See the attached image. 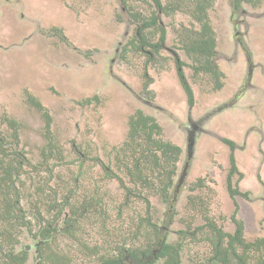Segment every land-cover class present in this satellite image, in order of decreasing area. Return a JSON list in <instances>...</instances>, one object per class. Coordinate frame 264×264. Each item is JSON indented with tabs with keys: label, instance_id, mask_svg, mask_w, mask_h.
<instances>
[{
	"label": "rangeland",
	"instance_id": "rangeland-1",
	"mask_svg": "<svg viewBox=\"0 0 264 264\" xmlns=\"http://www.w3.org/2000/svg\"><path fill=\"white\" fill-rule=\"evenodd\" d=\"M233 2L213 0L206 10L215 36L213 73L184 52L200 25L183 9L157 12L165 36L153 52L127 44L136 29L128 9L148 17L155 10L150 0H129V7L120 0H0V137L6 153L22 155L14 187L26 224L9 231L14 252H27L24 264H38L37 213L51 220L60 207L46 251L73 264H98L100 255L137 246L132 236L146 210L137 194L147 198L166 242L203 222L191 203L196 197L223 231H234V216L246 241L264 237V0ZM138 110L157 121V138L181 149L165 200L155 172H147L149 186L127 174L139 151L126 145L127 122ZM94 247L97 254L88 255ZM208 251L205 242L185 238L180 264Z\"/></svg>",
	"mask_w": 264,
	"mask_h": 264
},
{
	"label": "trees",
	"instance_id": "trees-1",
	"mask_svg": "<svg viewBox=\"0 0 264 264\" xmlns=\"http://www.w3.org/2000/svg\"><path fill=\"white\" fill-rule=\"evenodd\" d=\"M128 1L120 0L125 7H129ZM150 1L155 10L151 11L148 17L142 16L137 10L130 12L128 9L131 20L136 24V29L135 37H132L127 44L134 46L137 50L150 46L153 52H157L158 49H161L165 36V30L158 21L157 12L162 11L168 14L183 9L200 25V30L194 32V36H190L184 41V52L202 70L217 72L215 71L216 65L211 62V57L214 55L215 36L206 14V10L212 5L213 0H190V4L179 3L180 0H178L165 5H161L160 0ZM243 2L256 6L260 0H234L233 4L238 7ZM155 33L158 34L157 39L151 40ZM123 50L130 49L124 47ZM152 51L147 50L146 53L150 55V53H153ZM185 92L188 102H192L190 88L185 86ZM30 100L32 101V99ZM85 102H88V100ZM31 104L41 109L38 101L33 100ZM44 117L46 119L45 137L49 139L48 143L52 145L51 138L48 136L50 117L46 114H44ZM8 123L13 127L12 130L15 133V123L11 120ZM127 123L128 140L126 145L131 147L134 144L139 149L137 157L133 159L135 161L133 168L128 170L129 179L133 184L149 186L152 181H150L147 174L155 172L157 182L160 185L157 192L165 200L173 183L172 177L175 174L176 162L181 149L169 141L157 138L161 133L157 121L140 110L135 111ZM2 141L3 139L0 137V222L6 221L9 226L3 228L0 224V264H24L27 252L25 250L14 252L13 245L16 240L12 237V231H9V227L13 228L26 224L23 220L24 214L19 206V194L14 187V180L21 172L19 164H22V158L19 157H22V155H19L20 153L18 154L16 151L6 153L3 150ZM230 143L232 146V142ZM235 193V189H230V195ZM137 197L143 200L146 205L145 215L137 218L132 236L137 241V246L119 247L120 250L112 256L100 255L98 264H125L126 258L130 259L132 264H157L158 261H160L158 264H180V250L182 240L185 238L190 241H203L209 246V251L205 257L189 264H264V237L246 241L243 237V223L235 219L234 216H232L235 223L234 231L232 233L223 231L221 226L207 214V209H202L201 198H191V203L198 209L196 213L201 215L203 222L196 225L191 231L188 228L179 229L176 232L179 240L169 243L159 238V228L151 220V215L148 213L149 203L147 198L141 194H137ZM51 208L53 207L51 206ZM49 211L50 207L47 208L46 212ZM61 212L62 208L60 207L51 220L45 219L40 212L37 213L42 225L36 234L39 236L36 252L38 264H73L66 255H60L56 250L46 251V248L52 245L54 235L58 230L55 218L59 217ZM68 226L74 228L71 217L70 222H67ZM4 249L7 250L3 252ZM94 250H96V247L88 255H91V253L97 254V251Z\"/></svg>",
	"mask_w": 264,
	"mask_h": 264
}]
</instances>
